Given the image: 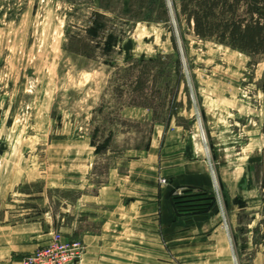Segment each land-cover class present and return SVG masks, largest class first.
<instances>
[{
	"label": "rangeland",
	"instance_id": "rangeland-1",
	"mask_svg": "<svg viewBox=\"0 0 264 264\" xmlns=\"http://www.w3.org/2000/svg\"><path fill=\"white\" fill-rule=\"evenodd\" d=\"M178 4L0 0V226L40 221L47 240L83 244L81 264H264V54L197 39ZM158 126L205 146L212 216L143 226L130 214L102 244L94 197L110 170L145 157ZM109 133L96 155L91 136Z\"/></svg>",
	"mask_w": 264,
	"mask_h": 264
},
{
	"label": "crops",
	"instance_id": "crops-1",
	"mask_svg": "<svg viewBox=\"0 0 264 264\" xmlns=\"http://www.w3.org/2000/svg\"><path fill=\"white\" fill-rule=\"evenodd\" d=\"M158 129L156 143L153 147L152 142L145 157L130 162L125 172L110 170L107 183L94 197L108 215L101 226L102 244L106 228L130 214L133 216L129 217L132 219L129 223L143 226H156V223L163 224L170 219L174 221L169 205L172 192L179 194L187 187L210 191L212 170L205 146L197 141V135L190 133L186 136L179 126H171L167 130L158 126ZM161 179L166 183L160 184ZM124 192L130 195L122 194ZM211 216L201 218L197 224L188 223L203 226ZM152 230L151 235H155V227ZM16 233L19 234L17 238L14 237ZM0 234V253L4 254V264H11L17 257L19 259L31 253L48 237L38 222L3 225L0 226ZM14 241L22 245L14 249Z\"/></svg>",
	"mask_w": 264,
	"mask_h": 264
},
{
	"label": "trees",
	"instance_id": "trees-1",
	"mask_svg": "<svg viewBox=\"0 0 264 264\" xmlns=\"http://www.w3.org/2000/svg\"><path fill=\"white\" fill-rule=\"evenodd\" d=\"M176 10L179 24L182 21L199 40L228 47L250 58L264 54V0H179ZM96 18L104 17L96 15ZM85 34L97 37V28L89 27ZM115 44V36L107 34L104 51L111 53ZM173 48L176 50L174 42ZM94 137L95 134L90 138L94 153L105 152L112 135L109 133L102 143H96ZM169 205L175 220L185 219L188 223L211 214L214 196L208 191L187 187L179 194L172 192ZM29 222L42 224L35 220Z\"/></svg>",
	"mask_w": 264,
	"mask_h": 264
},
{
	"label": "built area",
	"instance_id": "built-area-1",
	"mask_svg": "<svg viewBox=\"0 0 264 264\" xmlns=\"http://www.w3.org/2000/svg\"><path fill=\"white\" fill-rule=\"evenodd\" d=\"M164 179L160 184H165ZM84 253L79 240L64 238L54 233L47 241L22 258L19 264H81Z\"/></svg>",
	"mask_w": 264,
	"mask_h": 264
}]
</instances>
